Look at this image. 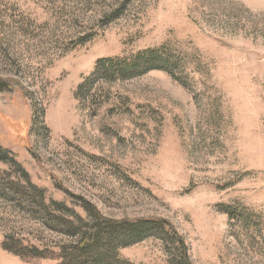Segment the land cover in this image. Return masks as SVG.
<instances>
[{"label": "rangeland", "instance_id": "obj_1", "mask_svg": "<svg viewBox=\"0 0 264 264\" xmlns=\"http://www.w3.org/2000/svg\"><path fill=\"white\" fill-rule=\"evenodd\" d=\"M147 54L168 71L96 73ZM0 88V245L75 246L80 197L183 242L102 232L118 260L264 264V0H0Z\"/></svg>", "mask_w": 264, "mask_h": 264}, {"label": "trees", "instance_id": "obj_2", "mask_svg": "<svg viewBox=\"0 0 264 264\" xmlns=\"http://www.w3.org/2000/svg\"><path fill=\"white\" fill-rule=\"evenodd\" d=\"M164 64L154 54L139 55L133 65H126L114 59L100 60L96 73L100 74L101 72H105L109 74L108 77L110 79H123L137 72L145 73L155 69L168 71L165 68L166 66H163ZM6 155L7 151L0 152V164H8L9 161ZM77 199L83 202L85 209L92 216V220L80 235L77 234L78 241L75 246H62L60 252H54L53 250L48 252L46 249L36 246H26L23 240H17L9 235H4L0 245L1 250L10 256L28 263L40 259H54L59 264H132L126 259L121 258L118 260L114 256L115 254L113 255L115 251V238H112V236L105 238L106 234L101 238L102 232L109 234L112 231L126 230L129 232L128 235L117 238L120 245H126L128 242H140L143 240L142 235L147 230L168 227L174 233L175 240L181 242L180 236L174 232V228L165 221L145 219L133 222L113 221L102 215L96 206L80 197H77ZM181 256L184 258L186 264L187 262L190 264L187 248H183Z\"/></svg>", "mask_w": 264, "mask_h": 264}]
</instances>
